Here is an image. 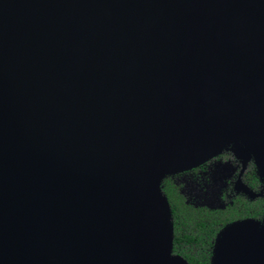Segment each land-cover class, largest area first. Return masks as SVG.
<instances>
[{"label":"water","instance_id":"obj_1","mask_svg":"<svg viewBox=\"0 0 264 264\" xmlns=\"http://www.w3.org/2000/svg\"><path fill=\"white\" fill-rule=\"evenodd\" d=\"M223 149L264 184V0H0V264H189L160 183Z\"/></svg>","mask_w":264,"mask_h":264},{"label":"flooded vegetation","instance_id":"obj_2","mask_svg":"<svg viewBox=\"0 0 264 264\" xmlns=\"http://www.w3.org/2000/svg\"><path fill=\"white\" fill-rule=\"evenodd\" d=\"M160 187L170 208L176 202L186 210L209 212L218 226L264 215V184L252 159L244 160L229 149L204 162L166 175ZM172 212V211H171Z\"/></svg>","mask_w":264,"mask_h":264},{"label":"trees","instance_id":"obj_3","mask_svg":"<svg viewBox=\"0 0 264 264\" xmlns=\"http://www.w3.org/2000/svg\"><path fill=\"white\" fill-rule=\"evenodd\" d=\"M173 222L172 253L178 254L189 264H209L210 244L215 231L209 212L186 210L176 202L171 203Z\"/></svg>","mask_w":264,"mask_h":264}]
</instances>
